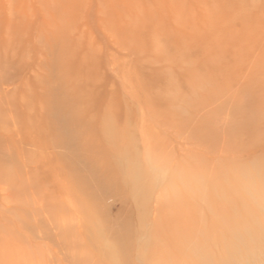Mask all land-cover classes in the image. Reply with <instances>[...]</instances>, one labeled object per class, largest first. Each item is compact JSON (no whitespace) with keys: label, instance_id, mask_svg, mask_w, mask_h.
<instances>
[{"label":"rangeland","instance_id":"obj_1","mask_svg":"<svg viewBox=\"0 0 264 264\" xmlns=\"http://www.w3.org/2000/svg\"><path fill=\"white\" fill-rule=\"evenodd\" d=\"M12 52L25 61L0 63L9 97L38 106L42 85L59 82L63 136L77 147L36 177H0V264H106L107 248L143 264L132 235L169 231L172 174L264 156V137L251 138L264 130V0H0V56ZM132 153L150 175L139 188L116 171Z\"/></svg>","mask_w":264,"mask_h":264},{"label":"bare ground","instance_id":"obj_2","mask_svg":"<svg viewBox=\"0 0 264 264\" xmlns=\"http://www.w3.org/2000/svg\"><path fill=\"white\" fill-rule=\"evenodd\" d=\"M55 42L58 43L56 37ZM11 54L10 58L0 56V63L11 68L14 61L24 64V57L18 59L15 52ZM59 84L54 81L52 88L47 87L49 83H44L39 105H26L24 101L9 97L11 90L3 86L10 84L0 74V177L6 178L11 185L14 180L30 179L41 174V169L50 157L54 160L63 147L76 151L77 146L66 143L63 136L62 122L65 114L58 91ZM174 100L179 103L186 101L179 96L174 97ZM237 131L232 133V139L239 134ZM109 133L106 129L103 136L107 138ZM256 133L251 138L264 137V130ZM132 145L133 141L129 140L127 146L132 148ZM138 157L134 153L129 156L125 154L116 167L118 174L127 175L129 187L144 186L143 182L149 175L141 169ZM230 163L232 166L229 170L208 174L206 165L198 161L191 168L180 167L172 174L178 187L170 185L167 188L168 195L161 210L162 214H166L162 220V229L169 231L147 242L138 236L141 234L137 237L132 235V239H137H134L137 241L136 259L143 264H264V156L246 166L232 160ZM159 173L160 180L164 182L167 179L165 170ZM242 176L249 178L256 193L255 198L249 196L241 186L239 178ZM205 192L209 195L207 199ZM132 193L137 201L138 213H143L145 197ZM199 202H203V208H199ZM173 210L184 212L186 217L190 215L188 221L181 214L188 224L180 216V220H176L179 214ZM199 210L211 212L209 224L198 218ZM171 212L176 216L173 217L175 214ZM115 249L107 248L106 264H131L122 261L118 255L119 250ZM88 260L86 258L79 264H89Z\"/></svg>","mask_w":264,"mask_h":264},{"label":"clouds","instance_id":"obj_3","mask_svg":"<svg viewBox=\"0 0 264 264\" xmlns=\"http://www.w3.org/2000/svg\"><path fill=\"white\" fill-rule=\"evenodd\" d=\"M190 179H194V178H190ZM239 181H240L241 186L247 191L248 195L255 198L256 193H255L253 186L251 185L249 181V178L242 176L239 178Z\"/></svg>","mask_w":264,"mask_h":264}]
</instances>
